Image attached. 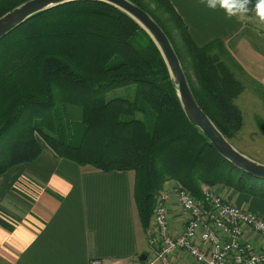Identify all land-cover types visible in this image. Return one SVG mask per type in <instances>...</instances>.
Returning a JSON list of instances; mask_svg holds the SVG:
<instances>
[{
	"label": "trees",
	"instance_id": "1",
	"mask_svg": "<svg viewBox=\"0 0 264 264\" xmlns=\"http://www.w3.org/2000/svg\"><path fill=\"white\" fill-rule=\"evenodd\" d=\"M25 1L0 0V16ZM131 1L164 29L197 102L232 142L244 124L235 100L245 85L221 57L229 55L223 42L197 46L171 0ZM117 88L128 94L108 98ZM256 123L264 135V115ZM38 136L59 158L104 171L133 170L145 230L169 180L196 198L217 186L264 198V179L220 155L188 120L148 32L104 1L38 12L0 39V176L40 156ZM0 224L13 229L1 217Z\"/></svg>",
	"mask_w": 264,
	"mask_h": 264
},
{
	"label": "crops",
	"instance_id": "2",
	"mask_svg": "<svg viewBox=\"0 0 264 264\" xmlns=\"http://www.w3.org/2000/svg\"><path fill=\"white\" fill-rule=\"evenodd\" d=\"M171 2L197 46L222 41L245 89L254 82L264 87V26L255 14L229 18L222 9H210L201 0ZM134 181L133 170L104 171L79 165L43 145L38 158L0 176V217L13 225L8 229L0 224V264H90L93 258L110 264L139 261L142 254L150 253V245L135 203ZM27 184L35 189L34 196L15 189ZM175 185L169 180L163 192L168 194L171 230L179 233L186 214ZM214 191L264 216V198L226 186ZM247 238L256 246L264 244L254 232ZM170 258L173 264H200L183 250H176ZM150 263L165 264L152 258Z\"/></svg>",
	"mask_w": 264,
	"mask_h": 264
},
{
	"label": "built area",
	"instance_id": "3",
	"mask_svg": "<svg viewBox=\"0 0 264 264\" xmlns=\"http://www.w3.org/2000/svg\"><path fill=\"white\" fill-rule=\"evenodd\" d=\"M180 207L186 214L181 232H173L168 214V194L162 192L153 211V223L146 229L150 258L173 264L171 255L183 250L200 264H264V244L256 246L247 238L254 232L264 242V216L241 208L211 188L196 198L176 182ZM150 258L133 264H151ZM93 258L90 264H110Z\"/></svg>",
	"mask_w": 264,
	"mask_h": 264
},
{
	"label": "water",
	"instance_id": "4",
	"mask_svg": "<svg viewBox=\"0 0 264 264\" xmlns=\"http://www.w3.org/2000/svg\"><path fill=\"white\" fill-rule=\"evenodd\" d=\"M78 0H26L0 16V39L12 32L38 12ZM110 3L133 17L148 32L159 48L175 84L178 98L188 120L198 126L216 151L241 170L264 179V162L238 149L218 128L211 117L197 102L185 70L170 38L158 22L131 0H99ZM144 253L140 260L148 259Z\"/></svg>",
	"mask_w": 264,
	"mask_h": 264
},
{
	"label": "rangeland",
	"instance_id": "5",
	"mask_svg": "<svg viewBox=\"0 0 264 264\" xmlns=\"http://www.w3.org/2000/svg\"><path fill=\"white\" fill-rule=\"evenodd\" d=\"M221 57L227 61L237 76V70L235 69L237 65L235 62L228 60V56L224 53L221 54ZM263 92L264 87L254 82L253 85L247 84L246 89L235 100V102L241 107L243 111L244 124L238 136L232 140L233 144L242 152L262 162H264V135L257 126L256 116L264 115ZM127 94L128 92L126 91V88H117L109 91L107 97L111 98L114 96H125ZM71 112H75V114L72 115H76V113H79V110L77 111L76 109H73ZM38 138L40 142H42L44 145L46 144L41 137L38 136ZM17 186L22 187L21 189L25 194L24 196H34L33 191H35V189L29 188L28 184L26 186L16 185V187ZM152 223L153 219L151 217L150 224L147 226V228L150 227Z\"/></svg>",
	"mask_w": 264,
	"mask_h": 264
},
{
	"label": "clouds",
	"instance_id": "6",
	"mask_svg": "<svg viewBox=\"0 0 264 264\" xmlns=\"http://www.w3.org/2000/svg\"><path fill=\"white\" fill-rule=\"evenodd\" d=\"M201 3L213 10L222 9L229 18H243L254 12L259 23L264 24V0H256L254 7L252 0H201Z\"/></svg>",
	"mask_w": 264,
	"mask_h": 264
}]
</instances>
